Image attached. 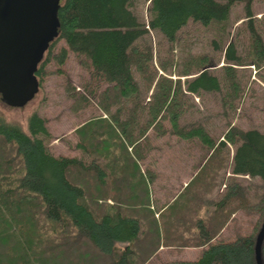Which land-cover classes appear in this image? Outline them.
Listing matches in <instances>:
<instances>
[{
    "label": "trees",
    "instance_id": "16d2710c",
    "mask_svg": "<svg viewBox=\"0 0 264 264\" xmlns=\"http://www.w3.org/2000/svg\"><path fill=\"white\" fill-rule=\"evenodd\" d=\"M238 1L242 0H151L149 23H145L134 11L133 0L61 1L59 36L50 44L37 71L40 86L51 59L57 58L63 64L69 51H72L86 58L93 69V75L109 84L104 92L107 97L129 104L118 107L112 114L116 121L115 126L110 125L104 118L95 120L99 128L95 123H90V128L86 129L87 138L96 140L97 146H88L84 140L78 143L82 149L91 148L90 152L94 157L89 164L77 157L55 155L50 150L46 143V139L51 136L47 119L38 112L35 111L29 116L27 132L20 124L8 121L0 111V151L5 157L4 167L10 169L14 165V171L0 174V247L4 239H17V243L23 246L20 249L23 257L33 258L37 263L54 258L58 260V264H64V256L69 248L75 247L78 248L76 251H80L79 246L86 241L94 248L92 255L104 257L108 260L106 264H147L151 256L164 244L170 248L199 247L202 252L197 260L174 258L162 264H257L256 240L264 222V195L252 206L246 200V190L236 180L227 187L216 207L215 215L223 218L222 226L215 228L216 226L197 214L203 194L192 193L187 195L193 198L186 206L189 211L195 212L193 223L196 237L185 241L189 231L186 230L188 222L182 227L180 224L185 220L184 214L182 220L180 217L174 222L175 228L172 226L163 231L158 229L151 243L144 246L141 244L144 224L150 222L154 223L155 228H161L155 219L156 213L149 206V192H143V207L137 214L131 211L133 208L129 204L123 203L124 197L118 191V196L101 199L96 195L95 198L86 187L85 177H93L98 187H108L110 181H113L116 190L117 184L118 187L130 189L129 186L133 185L132 177L149 187L150 177L147 173L150 172L137 165V160L141 157L126 153L127 144H132L133 150L141 140L150 142L152 129L156 132L155 136L160 137L165 132L163 121L167 118L174 131L180 132L178 134L182 137H199L209 146L213 145L214 139H211L203 125L191 127L186 134L179 128L183 110L179 106L177 94L183 95L181 86L177 90L164 86L165 90L157 102L149 103L150 105L142 102V88L135 73L147 66L151 53L141 52L138 43L149 32V28L157 30L166 39L174 42L180 30L190 20L204 25L227 21L232 6ZM244 1L247 4V16L251 17L253 0ZM249 29L254 44L260 47L263 40L258 30L252 23ZM59 40H64L68 48L62 47L55 55L54 49ZM226 59L236 63L243 62L236 54L234 43L230 44ZM199 62L202 65L198 74L186 82V90L193 94L220 91L221 79L205 69L210 59L204 56ZM173 104L177 108L170 111ZM145 112L149 120L140 124L138 119V125L132 128L131 133L128 132V127L135 122L125 121L123 134L128 140L124 139V143L121 133L118 132L121 114L126 113L131 119L139 117L141 120ZM105 126L106 129L109 128L106 130ZM135 128L138 135L133 133ZM227 137L236 145L232 159L233 173L259 177L264 182V132L255 128H235ZM108 141L114 147L107 146ZM224 145L225 142L221 141L218 146L221 148ZM150 146H147L145 153ZM102 159L105 160L104 164H100ZM131 159L135 162L133 169L128 164ZM0 161L3 162V159ZM77 170L83 173L78 175L75 172ZM204 172H208V168ZM82 175L83 180L80 177ZM131 196L136 199L134 195ZM109 198L112 202L108 201ZM184 199L186 198L183 197L182 201ZM231 203L235 204L234 209L228 211L226 207ZM238 207H246L256 212V225L249 235L238 231L233 241L220 239L221 229ZM32 224L37 225L35 230ZM150 228L151 226L146 231ZM216 237L219 241L215 240ZM4 250L2 255L7 254L8 246ZM18 254V258H23L21 253ZM2 255L0 264H12L7 260L8 256ZM91 260L97 264V260ZM262 260L264 264V241Z\"/></svg>",
    "mask_w": 264,
    "mask_h": 264
},
{
    "label": "rangeland",
    "instance_id": "374dc122",
    "mask_svg": "<svg viewBox=\"0 0 264 264\" xmlns=\"http://www.w3.org/2000/svg\"><path fill=\"white\" fill-rule=\"evenodd\" d=\"M150 2L151 0H133L132 2V8L145 23H149L150 20ZM246 5L244 0L236 2L232 6L230 18L224 22L204 25L190 20L180 30L174 42L150 28L149 32L139 40L140 51L151 53V60L146 63L147 66L136 70L135 73L142 88V102L146 105L157 102L165 90L164 86L176 90L181 86L184 93L177 94L179 106L183 110L179 128L186 134L191 127L203 125L211 139H214L213 145L209 146L199 137H182L178 134L180 132L174 131L167 118L163 121L165 132L160 137L155 136L156 132L152 129L150 142L141 140L133 150L132 144H127L128 152L126 153L129 155L134 153L137 157H141L137 160V165H140L144 171L150 172V174L147 173L150 177L149 187L133 177V185L129 186L130 189L124 186L118 187L117 184L118 190H116L113 181H110L108 187H98L93 177L85 175L86 187L95 198L96 195L101 199L118 196L117 193L120 192L124 197L123 203L129 204L133 208L131 211L137 214L143 207L141 203L143 192H149V206L156 213L155 219L161 228H155L154 223L150 222L144 224V232L141 235L143 239L141 244L144 246L151 243L158 229L163 231L172 226L175 228L174 222L180 217L182 220L184 214L185 220L180 222L181 227L187 222L186 227L190 224V231L186 233L185 241L195 236L196 232L194 233L192 229L195 212L187 208L189 200L193 198V196L187 197L189 194L196 192L203 194L202 201L198 204L200 210L197 214L214 227L216 226L215 228L223 224V218L215 215L216 207L227 187L234 180L246 190V200L252 206L257 204L264 195V182L261 178L233 173L232 159L236 145L227 137L235 128L243 130L255 128L264 132V0H253L251 17L247 16ZM251 23L262 37L263 42L260 47L254 44L249 29ZM231 43L235 44L236 54L243 62L236 63L226 59ZM62 47L68 48L64 40H59L54 49L55 55ZM204 56L210 59L205 69L221 79L222 88L220 91H202L201 94L189 93L186 90V82L198 74L202 65L199 60ZM108 85L107 82L93 75V69L86 58L69 51L63 64H60L57 58L51 59L46 67L42 86L32 101L24 107H10L0 98V111L8 121L20 124L27 132H29V116L35 111L38 112L47 119L51 136L46 139V143L50 150L55 155L77 157L89 164L94 157L90 152L91 148L82 149L78 143L84 140L88 146L96 147L98 142L87 138L86 129L90 128V123H95L99 128L96 121L100 118L108 120L110 125L115 126L116 121L113 120L112 114L118 107L129 104L107 97L104 92ZM153 96L154 99H152ZM174 108L177 106L173 104L170 111L175 110ZM121 116L122 118L118 121V132L121 133L124 143V139H127L123 134L125 121L135 122L128 127V132L131 133L132 128L138 125V119L140 124L149 120L147 112L141 120L139 117L131 119L126 116V113ZM133 133L138 135V130L135 128ZM221 141L225 142V145L220 148L218 145ZM106 144L114 147L111 141ZM148 145L150 149L145 153ZM0 159H3V162L0 161V174L14 171V165L10 169L7 167L5 169V157L2 151H0ZM133 160L128 162L132 169L135 166ZM104 162V159L100 160V164ZM207 168L208 172H204ZM75 172L78 175L83 173L78 170ZM80 177L83 180V175ZM131 195H134L136 199H132ZM183 197L186 199L182 201ZM108 201L112 202L110 198ZM234 206L235 204L231 203L226 208L232 211ZM177 214L180 215L176 218ZM257 220L256 212L246 207H238L221 229L219 238L233 241L238 231L243 235H249ZM32 225L35 226V224ZM149 226L151 228L147 232L146 229ZM36 227L37 225L33 229L35 230ZM181 227H179L180 230ZM215 240L219 241L217 237ZM6 246H8L7 254L2 255ZM79 247L80 251H76L78 248L75 247L69 248L71 251L66 252L64 264H94L91 259L97 260L95 262L97 264L107 263L108 260L104 257L92 255L94 248L86 241H83ZM21 248L23 246L17 243V239L8 238L1 242L0 252L2 257L8 256L7 260L12 264L59 263L54 258L37 263L33 258L23 257ZM182 249L170 248L163 244L151 256L147 264L170 262L175 258V253ZM17 252L21 253L23 258H18Z\"/></svg>",
    "mask_w": 264,
    "mask_h": 264
},
{
    "label": "water",
    "instance_id": "95a60500",
    "mask_svg": "<svg viewBox=\"0 0 264 264\" xmlns=\"http://www.w3.org/2000/svg\"><path fill=\"white\" fill-rule=\"evenodd\" d=\"M62 0H0V98L24 107L40 90L39 64L59 36ZM264 222L256 240V263L263 264Z\"/></svg>",
    "mask_w": 264,
    "mask_h": 264
},
{
    "label": "crops",
    "instance_id": "0c3cea01",
    "mask_svg": "<svg viewBox=\"0 0 264 264\" xmlns=\"http://www.w3.org/2000/svg\"><path fill=\"white\" fill-rule=\"evenodd\" d=\"M188 228H189V225L186 227V230L190 231V230H188ZM192 229H193V232L196 231L194 226H193ZM201 252H202V248H199V247H183L182 250H179V251L176 252V253H178L180 255H177L175 253V258L197 260L198 257L200 256Z\"/></svg>",
    "mask_w": 264,
    "mask_h": 264
}]
</instances>
